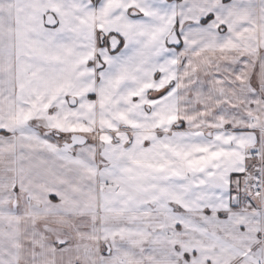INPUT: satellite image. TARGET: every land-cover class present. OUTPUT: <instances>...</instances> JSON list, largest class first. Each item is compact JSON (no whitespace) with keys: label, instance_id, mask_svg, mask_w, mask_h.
Returning <instances> with one entry per match:
<instances>
[{"label":"snow or ice","instance_id":"1","mask_svg":"<svg viewBox=\"0 0 264 264\" xmlns=\"http://www.w3.org/2000/svg\"><path fill=\"white\" fill-rule=\"evenodd\" d=\"M0 264H264V0H0Z\"/></svg>","mask_w":264,"mask_h":264}]
</instances>
